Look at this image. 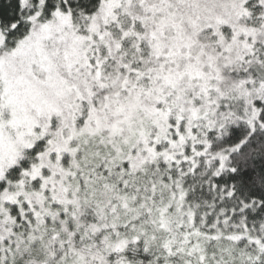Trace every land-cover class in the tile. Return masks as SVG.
I'll list each match as a JSON object with an SVG mask.
<instances>
[{"label":"snow or ice","instance_id":"6c2138e0","mask_svg":"<svg viewBox=\"0 0 264 264\" xmlns=\"http://www.w3.org/2000/svg\"><path fill=\"white\" fill-rule=\"evenodd\" d=\"M0 264H264V0H0Z\"/></svg>","mask_w":264,"mask_h":264}]
</instances>
